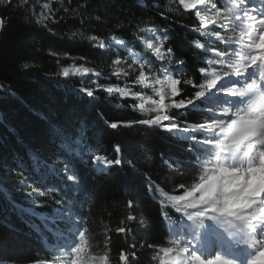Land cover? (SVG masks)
<instances>
[{
    "label": "trees",
    "instance_id": "16d2710c",
    "mask_svg": "<svg viewBox=\"0 0 264 264\" xmlns=\"http://www.w3.org/2000/svg\"><path fill=\"white\" fill-rule=\"evenodd\" d=\"M214 1L220 15L208 26L205 10L187 11L179 0H0V264H73L75 254L58 247L59 236L71 235L69 218L86 229L82 264H158L161 251L179 249L169 225L186 217L157 188L185 195L200 182L203 166L221 151L202 153L196 141L211 138V113L222 115L223 107L171 105L200 90L194 85L205 81L198 69L223 75L243 62L244 22L226 0ZM157 36L166 53L173 49L180 80L176 98L166 93V114L177 123L204 124L184 134L194 140L139 123L157 113L101 90L125 80L136 84L141 72L160 77L148 47L157 46ZM72 67L88 68L90 76L64 77ZM117 70L127 73L124 79L113 75ZM212 131L219 146L225 138ZM96 156L122 164L98 173Z\"/></svg>",
    "mask_w": 264,
    "mask_h": 264
},
{
    "label": "snow or ice",
    "instance_id": "6c2138e0",
    "mask_svg": "<svg viewBox=\"0 0 264 264\" xmlns=\"http://www.w3.org/2000/svg\"><path fill=\"white\" fill-rule=\"evenodd\" d=\"M180 2L184 4L185 8H195L197 3L201 5L205 4V0H194L191 4L185 3V0H180ZM249 2L264 4V0H249ZM236 7L237 5L233 4V9ZM213 8H215V5H213ZM229 11H232V9H229ZM240 11L249 20L256 19L255 16L249 15V9L247 7L240 9ZM262 13H264V9L258 10V14ZM219 15L220 12L217 10L211 20L206 18V23L215 22V18ZM244 30L247 32L248 42L244 43L246 51L240 57L243 62L238 67H235L234 71H224L223 77L215 73L206 74V69L204 68L198 69L205 81V83L194 85L198 86L200 90L194 93V97L186 100L181 99L178 102L173 101L171 105L177 109L188 106L197 107L196 101H200V104L203 105L213 97L219 99L222 96L223 99L219 100V104L228 105L229 107L222 109V115H217L215 112L211 113L212 125L207 129V131L211 132V138L197 140L196 147L202 153L209 155L213 153L214 148L218 147V151L223 152L225 160H231L232 163H218L211 167L203 166L204 174L199 176L200 182L195 184L186 195H176L171 197V199L176 202L173 205L174 210L177 213H181L183 209L182 215L186 217L187 221L196 225L197 228H203L205 220H216L217 215L232 216L238 219L243 225L241 232L245 234V239L241 242L252 248V256L247 261V264H264V190L257 189V194L245 195L244 190L247 188V184H237L228 193H224L220 187V178L221 174L225 172L224 170L231 171L235 169L236 177L238 178L245 172L264 167V14L261 15V19L255 28L245 24L241 36L244 35ZM156 39L159 40V36ZM101 47H103L102 44ZM148 47L152 48L153 45L149 44ZM199 47H203V45H199ZM161 48L162 45L155 47L154 51L157 58L164 60L166 54ZM172 51V48L167 49V53H172ZM218 55L223 56L224 53H218ZM237 55L239 56L240 54L237 53ZM115 63L119 64L120 60L117 59ZM179 63L183 64L184 61L180 60ZM141 67L143 66L141 65ZM89 71L90 69L88 68H76L74 70L65 68L62 75L68 77L70 72H72L73 75L82 76L89 73ZM163 72L162 79L160 77H154L153 80H149L141 72L136 80V83L147 84L155 88L156 95L159 97L158 100L149 97L147 101L142 100L138 105H134V107L141 111H153L157 113L154 118L142 120L139 123L149 126L155 125L169 132L175 131L177 135L184 136L185 139L194 140V137L184 134L190 128L205 129V125H189L187 121L177 123L172 117L166 114V89L171 96L179 95L177 85L180 84V80L173 78L168 73L167 68H164ZM96 75H99V73ZM113 75L119 76L120 70L114 72ZM188 83L192 82L188 81ZM225 90L227 91L226 95ZM79 91L85 93L87 97H93V91L91 89L81 88ZM105 91L109 94L118 92L121 97L135 95L129 90L120 87H108ZM145 103H150L153 107L145 108ZM211 107L215 108L217 105H211ZM165 121H169V123L165 124ZM221 121H223L222 124L220 123ZM233 121H235L234 124L232 123ZM251 121H256V123H250ZM110 127L115 129L118 127V124L111 123ZM213 128L219 130V137L223 136L225 138L219 146L215 144V141L220 140V138H217L216 131H212ZM222 128L224 131H221ZM187 150L191 151V149ZM116 151L119 152L118 146ZM32 159L36 162L34 155ZM237 160L239 164L236 163ZM96 161H101L104 166L122 164L119 158L106 160L102 156L94 157L93 163L95 164ZM68 179L71 180L73 177L70 176ZM179 187H183V185ZM196 193H199V196H196ZM28 195L31 194L29 193ZM190 197L192 199H189ZM225 198L242 200L244 206L242 209L230 211L225 208ZM182 201L185 203L181 204L180 202ZM128 203L129 207H131L132 202L129 201ZM163 216L164 213H162ZM41 218L45 219L44 217ZM129 219H132V217H129ZM55 222V220H52L53 224ZM68 223L71 225L68 230L71 233V238L68 236H59L52 228H48V231L59 236L58 247L66 248L75 254L76 258L73 260V264H82L80 253L84 250L82 242L86 229L83 231L80 230V226L71 218H69ZM36 230L38 231V229ZM195 230L193 229V231ZM118 231L123 232L124 229L121 228ZM179 234V230L173 232V235ZM180 251L187 253L189 249L184 247ZM133 257L135 258V253H133ZM120 258L121 260H127V256L123 251L121 252ZM191 258L196 264H236V261L224 259L220 255H216L214 259L207 261L196 254H193ZM107 259V256L102 257V261L106 262Z\"/></svg>",
    "mask_w": 264,
    "mask_h": 264
},
{
    "label": "rangeland",
    "instance_id": "374dc122",
    "mask_svg": "<svg viewBox=\"0 0 264 264\" xmlns=\"http://www.w3.org/2000/svg\"><path fill=\"white\" fill-rule=\"evenodd\" d=\"M185 3H186V0H185ZM229 4H230L229 6L231 7V9L237 13V16L239 18H243L246 21V24L251 25L253 28H255V26L258 24V21L261 19V15L264 14V13L258 14V10L264 9V4H260V3L246 4L244 1H241V0H229ZM233 4L237 5L235 9H233ZM182 5L184 6V4ZM197 7L193 9H196ZM202 7H205V9H207L209 6L208 7L202 6ZM244 7H247L249 9V15L256 17L255 20H249L246 16L243 15L240 9ZM185 9L188 10L187 8ZM208 11H211V13ZM214 12L215 11L213 7L211 9L206 10V15L202 16L203 22L206 23V18H208L210 14L212 13L214 14ZM210 23L211 22H209L207 25H209ZM244 32L246 34V38L242 42V50H241L242 55H244V52L246 51V48L244 47V43L248 42V35H247L246 30ZM113 44L114 46H117L120 48H122L123 46L120 40H114ZM161 45H162L161 50L165 52L163 48L164 42L161 39H159L157 46L153 45V47L151 48L154 55H155V51H154L155 47H160ZM165 54H166V58L164 60H160L159 58L156 57V60L160 63V70H159L161 74L160 78L161 79L163 78V75H164L163 69L167 68L168 73L171 74L173 78L177 79V77L175 76L174 70L172 68L173 59L169 53L165 52ZM137 61H139L138 58H136V62ZM76 68H81V67H72L70 69L74 70ZM249 71H251V69H249ZM144 75L147 76L149 80H153L154 77H158L155 75V73H152L150 75L148 74L146 75V73H144ZM89 76H90V72L82 76L73 75L72 72H70L68 77L85 79ZM125 76L126 75L123 72H120V75H119L120 78L124 79ZM96 77L98 76L96 75ZM143 85L144 84H140V83H136V84L129 83V82H126L125 80V83L123 85H120V86L119 85H106L102 87L101 90L107 93L105 89L108 87L125 88L126 90H129L131 93L135 95H130L128 97H121L118 92H113L111 94L107 93V94L111 97L118 96L123 100L125 99L133 100L136 102L137 105L141 103L142 100L147 101L149 97L155 100L159 99V97L156 95L155 88L153 87H151L152 88L151 94H141V93H137L134 91V87H142ZM177 88L179 90V85H177ZM166 93H168L167 89H166ZM226 94H227V91L225 90V95ZM177 96H172V98H176ZM212 99H214V101H217L219 103V100L223 99V97L220 96L219 99L217 97H213ZM151 107H153V105H151L150 103H145V108H151ZM250 123L255 124L256 121H251ZM218 163L231 164L232 161L225 160L224 154L222 155L220 154L218 159L212 165H216ZM236 163L239 164V161L237 160ZM95 166L97 169H100V170H108L112 167V165L104 166L101 163V161H96ZM254 175L255 173L252 170V171H248V172L241 174L237 178L235 169L231 171H226L221 174V178H220L221 190L224 193H228V192H231L237 186V184H240V185L247 184V188L244 190L245 195H247L246 193L248 192L249 188L253 184ZM195 195L199 196V193H196ZM181 196H184V195H181ZM171 197L173 196L171 195ZM189 199H192V198L190 197ZM168 200L171 202V204L173 205L176 204V202L173 201L171 198H169ZM180 203L183 204L185 202L182 201ZM243 206H244V202L242 200H234V199L225 198V208L230 211L237 210V207H239V209H242ZM204 224L205 226H203V228H197L196 225L192 224V222L186 223L184 221L183 223H181V229L184 232H180V234L175 235V237H177L179 240L178 241L179 246L181 248L187 247L189 251L187 253H184L181 251L163 252L161 254V259L158 262V264H196V262L192 260L191 258L193 254L200 255L201 258L204 259L205 261L209 259H214L216 255H220L222 258L228 259L221 255V250L219 251L220 248L218 247V245L220 242L228 243V244H231L232 246L239 247L244 260L239 263L236 262V264H247V261L252 256V248L241 242L243 239H245V234L241 232V228L243 227V225L238 219L232 216L217 215L216 220H205ZM193 229H196V230L193 231ZM171 231L172 233L175 231V226H171ZM186 231L190 233V236H187ZM208 250L210 251L209 254L207 253ZM227 252L229 253V251Z\"/></svg>",
    "mask_w": 264,
    "mask_h": 264
},
{
    "label": "clouds",
    "instance_id": "9594fccd",
    "mask_svg": "<svg viewBox=\"0 0 264 264\" xmlns=\"http://www.w3.org/2000/svg\"><path fill=\"white\" fill-rule=\"evenodd\" d=\"M225 172L227 170H224ZM255 175H254V180L252 186L249 188L248 192L246 193L247 195H255L257 194V189L258 190H264V167L261 169H255L253 170Z\"/></svg>",
    "mask_w": 264,
    "mask_h": 264
},
{
    "label": "bare ground",
    "instance_id": "6f19581e",
    "mask_svg": "<svg viewBox=\"0 0 264 264\" xmlns=\"http://www.w3.org/2000/svg\"><path fill=\"white\" fill-rule=\"evenodd\" d=\"M214 0H205V4H203L202 6H209L208 8H210V7H212V4L214 5V2H213ZM194 2V0H186V3H188V4H191V3H193ZM226 2L228 3V6L230 5L229 4V0H226ZM197 6H199V7H202L201 6V4H199V3H197L196 4V7ZM199 7H197V8H199ZM202 8H205V7H202ZM229 8L231 9V7L229 6ZM188 10H197V9H193V8H187ZM232 12L235 14V12L232 10ZM168 197V196H167ZM169 198H171V196H169L168 197V199ZM240 255V254H239Z\"/></svg>",
    "mask_w": 264,
    "mask_h": 264
}]
</instances>
